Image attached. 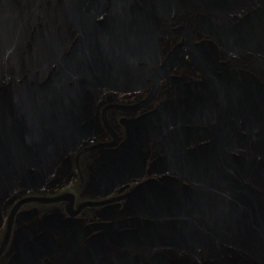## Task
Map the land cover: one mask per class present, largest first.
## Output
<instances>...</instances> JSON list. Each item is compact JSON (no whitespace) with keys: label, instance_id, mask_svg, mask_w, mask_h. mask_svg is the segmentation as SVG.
I'll return each instance as SVG.
<instances>
[{"label":"flooded vegetation","instance_id":"af4514ba","mask_svg":"<svg viewBox=\"0 0 264 264\" xmlns=\"http://www.w3.org/2000/svg\"><path fill=\"white\" fill-rule=\"evenodd\" d=\"M0 264H264V0H0Z\"/></svg>","mask_w":264,"mask_h":264},{"label":"water","instance_id":"95a60500","mask_svg":"<svg viewBox=\"0 0 264 264\" xmlns=\"http://www.w3.org/2000/svg\"><path fill=\"white\" fill-rule=\"evenodd\" d=\"M68 94H70V92L67 93V92L60 91V93L58 94V96L68 95ZM56 95L57 94H53V97H55ZM65 132H66V130H58V132H55V135L53 136V141L54 140L56 142L59 141L62 138V136L65 134ZM232 160H234V159L232 158ZM234 161H236V160H234ZM256 204H260V203L254 202V206Z\"/></svg>","mask_w":264,"mask_h":264}]
</instances>
